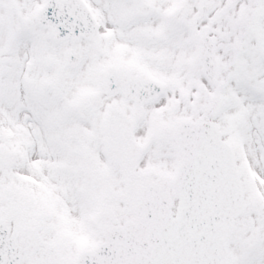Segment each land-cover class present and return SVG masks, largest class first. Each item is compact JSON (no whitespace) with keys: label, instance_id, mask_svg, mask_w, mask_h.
<instances>
[{"label":"snow or ice","instance_id":"snow-or-ice-1","mask_svg":"<svg viewBox=\"0 0 264 264\" xmlns=\"http://www.w3.org/2000/svg\"><path fill=\"white\" fill-rule=\"evenodd\" d=\"M0 264H264V0H0Z\"/></svg>","mask_w":264,"mask_h":264}]
</instances>
